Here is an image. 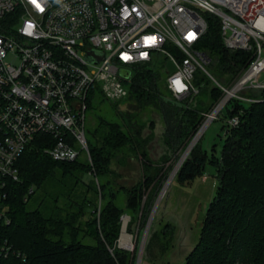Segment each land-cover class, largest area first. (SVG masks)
Segmentation results:
<instances>
[{
	"label": "trees",
	"instance_id": "trees-1",
	"mask_svg": "<svg viewBox=\"0 0 264 264\" xmlns=\"http://www.w3.org/2000/svg\"><path fill=\"white\" fill-rule=\"evenodd\" d=\"M205 19L208 30L198 49L210 58V66L215 59L235 83L253 55L229 50L221 20L208 13ZM134 70L127 84L129 107L120 110L122 101H109L114 119L100 117L91 133V161L84 154L73 163L55 162L45 154L53 138L44 135L19 159L20 180L10 181L6 201L11 224L0 223V250L11 246L25 259L11 253L0 256V264H135V255L117 247L122 218H131L129 232L140 221L142 232L180 155L226 94L215 85L201 101H197L200 94L178 98L167 88L168 72L156 64ZM254 91L258 93L233 98L223 108L228 120L239 118V125L223 127L222 156L209 158L218 168L220 184L185 264H264V88H249L245 94ZM95 95L101 103L108 101L101 93L91 94L88 109ZM147 109L158 112L162 120V139L169 151L162 166L151 159V138L144 136L147 123L138 111ZM149 127L154 128L152 120ZM207 156L200 143L196 145L175 182L185 186L201 176ZM132 158L141 164V178L132 187L120 185L118 169L127 167ZM38 190L44 191L43 199L30 209ZM156 226L157 218L145 249V260L154 262L167 255L175 235L170 225L162 231Z\"/></svg>",
	"mask_w": 264,
	"mask_h": 264
},
{
	"label": "built area",
	"instance_id": "built-area-1",
	"mask_svg": "<svg viewBox=\"0 0 264 264\" xmlns=\"http://www.w3.org/2000/svg\"><path fill=\"white\" fill-rule=\"evenodd\" d=\"M201 11L221 20L229 50L253 55L231 89L216 85L234 98L264 88V0H0V223L11 224L9 183L20 180L17 163L38 137L53 138L45 154L55 162L84 154L91 161V94L125 100L132 70L159 58L174 65L166 80L174 96L199 94L196 73L211 63L198 49L208 30ZM227 124L237 127L239 118ZM11 253L25 259L11 246L0 250Z\"/></svg>",
	"mask_w": 264,
	"mask_h": 264
},
{
	"label": "rangeland",
	"instance_id": "rangeland-1",
	"mask_svg": "<svg viewBox=\"0 0 264 264\" xmlns=\"http://www.w3.org/2000/svg\"><path fill=\"white\" fill-rule=\"evenodd\" d=\"M200 13L205 17L204 12L201 11ZM213 61L214 62L211 66H206L207 73L202 70H198L196 73L194 85L200 91V95H198L197 101H201L205 94H211V91L215 87L216 83H219L226 89H231L236 84V82L231 83V77L229 75L223 74L220 65L216 63L215 59ZM156 66L158 68H162L164 72L174 70V65L166 59L159 58ZM134 72L135 70L133 69L132 74ZM260 83L264 84V74L260 76ZM245 90L241 91L242 93L240 92L236 95L238 97L249 95L254 96L256 93H258L257 91H254L245 94ZM101 100L102 98L100 96L95 95V98L92 99V102L89 105V109L87 111L86 135L88 141L91 140V133L96 127L100 117H106L108 119L113 120L115 116L114 108L112 107L113 105L109 103V100L104 101V103H101ZM126 101L127 100L125 99L120 103V106H118V108L120 107V110H125L129 107V103H126ZM138 113L141 115V120L143 119V121L147 123V128L144 132V136H149L151 138L149 142V152L151 155V159L156 165L159 164L160 166H162L161 160L165 155L169 154V151L162 139L163 125L161 117L158 112L150 111V109H147L145 111L140 110L138 111ZM226 115V109L223 110V112L220 111L217 116V119L212 121L211 123H208V125L202 132V136L198 140L197 145L200 143L202 150L207 152L208 155V161L204 166L203 174L196 178L191 184L185 186L177 184L174 179L160 202V205L155 215V218H157L158 220V226H156L155 228L158 231H162L165 226L170 225L175 230L173 246L164 258L156 262L148 261L147 259L145 260L144 251L143 260L141 264H185L188 255L191 253V251L197 244L209 204L215 197L220 184L218 168L209 162V158H211L213 155H216L217 157L222 156L223 147L225 143V131L223 127L227 124L228 121ZM150 120L154 122V128L149 127ZM140 166L141 164L137 160V158H132L128 162L127 167H122L118 169L121 177L117 179V183L120 185H126L128 187H132L137 184L141 178ZM43 196V190L36 191V194L30 199L29 208L36 209L41 200L43 199ZM125 217L128 220L126 231L134 243V248L131 250L121 246L123 226L120 238L117 243V247L119 249L131 252L132 256L135 255V264H137L139 250L149 220L145 227L142 228V232L140 221L134 226H132V231L129 232L128 228L131 218L127 215L124 216L122 218L123 225Z\"/></svg>",
	"mask_w": 264,
	"mask_h": 264
},
{
	"label": "water",
	"instance_id": "water-1",
	"mask_svg": "<svg viewBox=\"0 0 264 264\" xmlns=\"http://www.w3.org/2000/svg\"><path fill=\"white\" fill-rule=\"evenodd\" d=\"M125 78H129L130 77V72H124L122 74ZM234 95V94H233ZM228 96L229 94H227V96L222 100V102L218 105L217 107V110H219V112L224 108V106L231 100V99H228ZM235 96V95H234ZM234 96H232L231 98H234ZM215 111V112H216ZM217 112V113H219ZM207 126V123L204 124L202 126V128L199 130V132L197 133V135L194 137V139L192 140V142L190 143V145L188 146V148L186 149V152L187 155H186V158L182 161V158L180 159L178 165L176 166V168L174 169L173 173L171 174L168 182L166 183L162 193L160 194L155 206H154V209H153V212L151 214V217L149 219V222H148V226L146 228V231H145V234H144V237H143V240H142V244H141V247H140V250H139V254H138V262L137 264H141L142 263V260H143V255H144V251H145V248H146V243H147V240H148V236H149V233H150V229H151V226H152V223H153V220L155 218V215H156V212L158 210V207L160 205V202L162 200V198L164 197V195L166 194L167 192V189L168 187L170 186V184L173 182V180L175 179L177 173L179 172L180 168L182 167V165L184 164V162L186 161V159L188 158V156L190 155V153L192 152V150L195 148V146L197 144H193L194 140H196V137L198 136V134L203 131L205 129V127ZM198 143V142H197ZM184 153V154H185ZM126 218V217H125ZM124 218V220H125ZM127 219V218H126ZM123 231H124V225H123Z\"/></svg>",
	"mask_w": 264,
	"mask_h": 264
},
{
	"label": "bare ground",
	"instance_id": "bare-ground-1",
	"mask_svg": "<svg viewBox=\"0 0 264 264\" xmlns=\"http://www.w3.org/2000/svg\"><path fill=\"white\" fill-rule=\"evenodd\" d=\"M232 95H233V94H229L228 99H230V98L232 97ZM217 112H219V110H218ZM217 112H216V113H217ZM216 113H215L214 115H211V118H210V119H211L212 121H213V119H214ZM211 120H209L210 123H211ZM209 122H208V123H209ZM202 132H203V131H201V132L198 134V136L196 137V140H194V142H193L194 145L197 144L198 140H199L200 137L202 136ZM185 152H186V151H185ZM186 155H187V153L183 154V156L181 157V158H182V161L186 158ZM179 161H180V160H179ZM178 163H179V162H178ZM177 165H178V164H177ZM127 225H128V220L125 218V220H124V231H123V235H122V238H121V246L124 247V248H128V249H131V250H132V249L134 248V243H133L131 237L127 234V231H126Z\"/></svg>",
	"mask_w": 264,
	"mask_h": 264
},
{
	"label": "snow or ice",
	"instance_id": "snow-or-ice-1",
	"mask_svg": "<svg viewBox=\"0 0 264 264\" xmlns=\"http://www.w3.org/2000/svg\"><path fill=\"white\" fill-rule=\"evenodd\" d=\"M33 3L35 4V3H36V0H33ZM36 6H37V7H39V5H38V4H37ZM41 10H42V9H41ZM153 39H154V38H153Z\"/></svg>",
	"mask_w": 264,
	"mask_h": 264
}]
</instances>
